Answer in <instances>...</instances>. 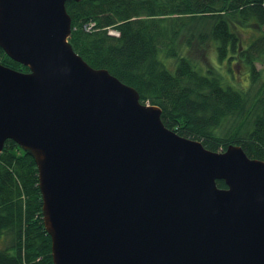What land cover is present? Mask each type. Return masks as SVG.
Wrapping results in <instances>:
<instances>
[{"label":"water","instance_id":"water-1","mask_svg":"<svg viewBox=\"0 0 264 264\" xmlns=\"http://www.w3.org/2000/svg\"><path fill=\"white\" fill-rule=\"evenodd\" d=\"M67 1L0 0V46L29 69L0 61V152L36 160L54 264H264V160L168 128L75 51Z\"/></svg>","mask_w":264,"mask_h":264},{"label":"trees","instance_id":"trees-1","mask_svg":"<svg viewBox=\"0 0 264 264\" xmlns=\"http://www.w3.org/2000/svg\"><path fill=\"white\" fill-rule=\"evenodd\" d=\"M66 6L75 51L136 88L143 103L160 107L168 128L208 149L236 144L264 160V0H68ZM250 27L260 34L248 41L242 29ZM198 51L207 64L195 59ZM0 61L29 70L1 46ZM234 65L250 71L249 87L232 84ZM2 237L9 243L0 248V264H54L36 160L12 139L0 152Z\"/></svg>","mask_w":264,"mask_h":264},{"label":"rangeland","instance_id":"rangeland-1","mask_svg":"<svg viewBox=\"0 0 264 264\" xmlns=\"http://www.w3.org/2000/svg\"><path fill=\"white\" fill-rule=\"evenodd\" d=\"M242 31L244 32L243 37L246 40H248V41L252 40V38L255 35L260 34V31L257 30L254 27L245 28V29L243 28ZM112 33H116V32L113 30ZM208 55H209V58L211 60L218 61V65H220V66L222 65V62H220L218 60L214 50L209 49ZM204 57L205 56H204L203 51H198L195 59L206 63V58H204ZM259 67H262V65L259 64ZM222 70H223V68H222ZM233 71H234V75H233V77L231 79V82H232L233 85H236L237 87H240V88H242V87L245 88V87H249L250 86V84H251L250 71H247V70L241 68L238 65H234L233 66ZM8 240L9 239L6 238V237L0 238V248L6 247L8 245V243H9Z\"/></svg>","mask_w":264,"mask_h":264},{"label":"bare ground","instance_id":"bare-ground-1","mask_svg":"<svg viewBox=\"0 0 264 264\" xmlns=\"http://www.w3.org/2000/svg\"><path fill=\"white\" fill-rule=\"evenodd\" d=\"M53 255V254H52Z\"/></svg>","mask_w":264,"mask_h":264}]
</instances>
